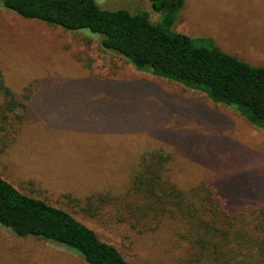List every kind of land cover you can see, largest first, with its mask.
Wrapping results in <instances>:
<instances>
[{
	"label": "rangeland",
	"instance_id": "374dc122",
	"mask_svg": "<svg viewBox=\"0 0 264 264\" xmlns=\"http://www.w3.org/2000/svg\"><path fill=\"white\" fill-rule=\"evenodd\" d=\"M95 1L105 9L147 10L152 21L160 16L151 0ZM173 28L211 37L222 50L264 66V0H185ZM96 37L101 35L88 29L66 30L24 18L0 0L4 81L20 99L25 88L31 89L26 111L19 110V119L11 117L0 133V177L69 211L117 246L129 264H190L184 221L168 214L170 206L160 215L149 210V200L130 189L140 156L151 150L167 153L166 176L179 189L209 182L223 207L234 212L264 204V129L203 92L150 73L147 131L109 135L98 121H89V130L63 129L64 124L58 132L48 129L47 121L31 112L35 87L52 80L38 102L54 111L57 104L68 105L69 90H81L70 89L69 79L87 72L116 77L139 71L104 52ZM0 264L89 263L64 245L20 237L0 225Z\"/></svg>",
	"mask_w": 264,
	"mask_h": 264
},
{
	"label": "trees",
	"instance_id": "16d2710c",
	"mask_svg": "<svg viewBox=\"0 0 264 264\" xmlns=\"http://www.w3.org/2000/svg\"><path fill=\"white\" fill-rule=\"evenodd\" d=\"M184 2L151 0L152 8L160 13L152 21L147 10L105 9L95 0H3L7 9L24 18L98 33L104 52L141 72L203 92L211 101L231 106L247 122L264 129V66L222 50L211 37H192L175 30ZM25 91L18 98L0 69V133L5 132L11 117L19 119V110L26 111L30 87ZM168 160L169 155L159 150L143 153L130 189L149 200V210L160 215L170 206L168 214L184 221L188 262L263 264L264 204L229 212L209 182L189 191L179 189L166 176ZM0 225L20 237L35 236L64 245L89 264H129L117 246L102 240L69 211L22 192L2 177Z\"/></svg>",
	"mask_w": 264,
	"mask_h": 264
},
{
	"label": "crops",
	"instance_id": "0c3cea01",
	"mask_svg": "<svg viewBox=\"0 0 264 264\" xmlns=\"http://www.w3.org/2000/svg\"><path fill=\"white\" fill-rule=\"evenodd\" d=\"M51 81L41 84L38 90L35 87L31 97L34 101L31 112L41 117L40 120H46L44 126L48 129L58 132L64 124L63 129L89 130V121H98L96 124L109 135H135L147 131V93H152L147 85V73L138 71L111 77L87 72L83 77L69 79L70 89L77 87L81 90H69L68 105L57 104L54 111L47 105L40 107L38 102L39 92L48 91L53 86ZM125 117L133 121H126Z\"/></svg>",
	"mask_w": 264,
	"mask_h": 264
}]
</instances>
